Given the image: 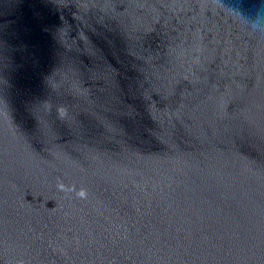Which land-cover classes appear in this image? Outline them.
<instances>
[{
  "label": "water",
  "instance_id": "1",
  "mask_svg": "<svg viewBox=\"0 0 264 264\" xmlns=\"http://www.w3.org/2000/svg\"><path fill=\"white\" fill-rule=\"evenodd\" d=\"M0 264H264V0H0Z\"/></svg>",
  "mask_w": 264,
  "mask_h": 264
},
{
  "label": "clouds",
  "instance_id": "2",
  "mask_svg": "<svg viewBox=\"0 0 264 264\" xmlns=\"http://www.w3.org/2000/svg\"><path fill=\"white\" fill-rule=\"evenodd\" d=\"M253 27H258V25H253Z\"/></svg>",
  "mask_w": 264,
  "mask_h": 264
}]
</instances>
